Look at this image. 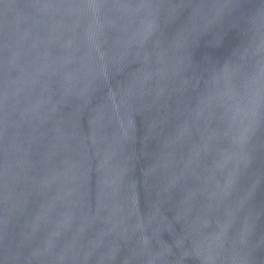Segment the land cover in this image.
Wrapping results in <instances>:
<instances>
[{
	"label": "water",
	"instance_id": "95a60500",
	"mask_svg": "<svg viewBox=\"0 0 264 264\" xmlns=\"http://www.w3.org/2000/svg\"><path fill=\"white\" fill-rule=\"evenodd\" d=\"M0 264H264V0H0Z\"/></svg>",
	"mask_w": 264,
	"mask_h": 264
}]
</instances>
